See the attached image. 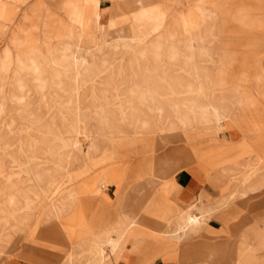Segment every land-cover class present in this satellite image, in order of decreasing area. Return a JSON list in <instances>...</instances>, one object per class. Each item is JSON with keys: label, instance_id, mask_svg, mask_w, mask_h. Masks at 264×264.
<instances>
[{"label": "rangeland", "instance_id": "obj_1", "mask_svg": "<svg viewBox=\"0 0 264 264\" xmlns=\"http://www.w3.org/2000/svg\"><path fill=\"white\" fill-rule=\"evenodd\" d=\"M260 95L264 0H0V264H264Z\"/></svg>", "mask_w": 264, "mask_h": 264}, {"label": "crops", "instance_id": "obj_2", "mask_svg": "<svg viewBox=\"0 0 264 264\" xmlns=\"http://www.w3.org/2000/svg\"><path fill=\"white\" fill-rule=\"evenodd\" d=\"M252 89L253 94H256L258 91ZM259 109L261 110L262 117L264 118V97L259 96ZM236 122V121H235ZM238 123V122H237ZM239 124V123H238ZM229 128L227 130L228 135V141L235 143H238L243 139V136L246 135L245 131H241L242 128H236L232 127V124L229 122ZM240 126V124H239ZM238 126V127H239ZM261 138L260 140L264 142V130L260 132ZM252 155H245L246 156H253ZM170 180V193L168 194L167 198L169 201L176 203L179 207L184 208L188 206L189 204L196 203L197 205L200 203L202 205H214L218 199L219 194H214V192L219 188L218 186H214L211 184L209 187L208 184H205L202 180V178L195 173L191 172L187 168H181L177 172L174 173L172 177L169 178ZM149 182L150 187H153L154 190L156 189L157 182H154L150 180ZM162 184V183H161ZM235 184L229 185V191L234 190L236 187L233 186ZM109 186H112L113 189H111ZM133 187L132 189H134ZM160 189V188H159ZM209 189H211V193L209 192ZM116 186L114 184H108L104 187H102V192L100 193V200L102 202V205L105 204L107 207L112 208L111 209V215L115 216L118 211L121 209L116 204ZM247 195V194H246ZM245 195V196H246ZM243 196V197H245ZM211 197V198H210ZM106 200H109V202H106ZM92 218V217H91ZM92 221V219H90ZM26 264H41L33 261H29V263ZM113 264H139L137 260V256L135 254L128 253L125 255L124 259H121L119 262L113 263Z\"/></svg>", "mask_w": 264, "mask_h": 264}, {"label": "bare ground", "instance_id": "obj_3", "mask_svg": "<svg viewBox=\"0 0 264 264\" xmlns=\"http://www.w3.org/2000/svg\"><path fill=\"white\" fill-rule=\"evenodd\" d=\"M78 57V56H77ZM76 58V57H75ZM79 59V58H78ZM78 61V60H77ZM77 61H75V62H77ZM171 166V165H170ZM165 167V166H164ZM159 168H160V166H159ZM157 172V171H156ZM189 221H190V223L191 222H195L196 221V219H195V217H190L189 218ZM198 221V220H197ZM196 224V223H195ZM158 226V225H157ZM186 227V226H185ZM159 229V228H158ZM184 229V228H183Z\"/></svg>", "mask_w": 264, "mask_h": 264}]
</instances>
